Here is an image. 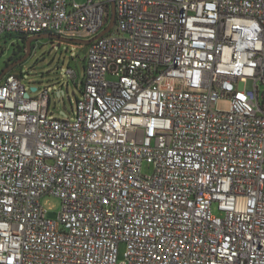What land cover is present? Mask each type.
I'll return each instance as SVG.
<instances>
[{"label":"built area","instance_id":"obj_1","mask_svg":"<svg viewBox=\"0 0 264 264\" xmlns=\"http://www.w3.org/2000/svg\"><path fill=\"white\" fill-rule=\"evenodd\" d=\"M113 1L73 118L0 81V264H264V0ZM110 11L0 0V39L92 40Z\"/></svg>","mask_w":264,"mask_h":264},{"label":"rangeland","instance_id":"obj_2","mask_svg":"<svg viewBox=\"0 0 264 264\" xmlns=\"http://www.w3.org/2000/svg\"><path fill=\"white\" fill-rule=\"evenodd\" d=\"M78 4H85L88 0H75ZM32 50L29 57L14 67L12 74L23 79L28 93L31 97H37L43 90H49L51 102L49 110L54 118H64L62 112L73 118L72 110L76 108L78 99L82 98L80 91L81 82L85 73L86 49L79 44L61 42L58 40L40 39L32 42ZM27 43L15 37L0 40V75L9 65L21 60L27 54ZM71 68L77 72V79L74 81L67 75ZM77 82V84L75 83ZM32 87H37L38 91L33 92ZM59 90L64 91L61 98L57 97ZM263 103L264 100H261ZM230 100L221 99L214 109L218 111H228ZM143 173L151 175L153 166L145 163ZM42 205L47 210L51 219H57L61 210V201L54 196L42 198ZM214 215L222 216L217 206L213 207ZM126 246L121 245L119 251L120 261L124 260Z\"/></svg>","mask_w":264,"mask_h":264},{"label":"water","instance_id":"obj_3","mask_svg":"<svg viewBox=\"0 0 264 264\" xmlns=\"http://www.w3.org/2000/svg\"><path fill=\"white\" fill-rule=\"evenodd\" d=\"M115 24H116V5H115V2L113 0H111L110 22L108 24V27L92 40L68 39V38L58 36L56 34L31 36L27 40V50L28 51H27L26 56L24 58H22L21 60L9 65L8 67H6L0 75V81L2 80L3 77H5L10 72V70H12L14 67H16L17 65H19L20 63H22L23 61H25L29 57L31 50H32V42L34 40H39V39H44V38H49V39L53 38V39H56V40L61 41V42H68V43L81 44V45H89L94 40L99 39L102 36H104L105 34L109 33L111 31V29L115 26ZM31 90L33 92L37 91L36 88H32ZM62 95H64V91L59 90L57 93V97L61 98ZM29 96H30L29 93H27L26 97L29 98ZM62 115L66 116V114L64 112H62Z\"/></svg>","mask_w":264,"mask_h":264},{"label":"trees","instance_id":"obj_4","mask_svg":"<svg viewBox=\"0 0 264 264\" xmlns=\"http://www.w3.org/2000/svg\"><path fill=\"white\" fill-rule=\"evenodd\" d=\"M12 37H15V38H18V39H23V40H28V37L27 36H25V35H6V36H4L2 39H7V38H12ZM1 40V39H0ZM33 45V44H32ZM81 47H83V48H85L86 49V52H87V48H88V45H81V44H79ZM85 62H86V59H85ZM9 74H12V71H10L7 75H9ZM6 75V76H7ZM5 76V77H6ZM83 80H84V78H83ZM82 80V82H81V86H79L80 87V91H81V93H82V91H83V81ZM78 85V84H77Z\"/></svg>","mask_w":264,"mask_h":264},{"label":"flooded vegetation","instance_id":"obj_5","mask_svg":"<svg viewBox=\"0 0 264 264\" xmlns=\"http://www.w3.org/2000/svg\"><path fill=\"white\" fill-rule=\"evenodd\" d=\"M47 34H54V33H44V34H42V35H47ZM44 39H46V38H44ZM47 39H49V38H47ZM23 40V39H22ZM40 40V39H39ZM50 40H56V39H53V38H51ZM35 41H38V40H34L33 42H35ZM25 42L27 43V40H25ZM4 78V77H3ZM2 78V79H3Z\"/></svg>","mask_w":264,"mask_h":264},{"label":"bare ground","instance_id":"obj_6","mask_svg":"<svg viewBox=\"0 0 264 264\" xmlns=\"http://www.w3.org/2000/svg\"><path fill=\"white\" fill-rule=\"evenodd\" d=\"M3 80V79H2Z\"/></svg>","mask_w":264,"mask_h":264},{"label":"clouds","instance_id":"obj_7","mask_svg":"<svg viewBox=\"0 0 264 264\" xmlns=\"http://www.w3.org/2000/svg\"><path fill=\"white\" fill-rule=\"evenodd\" d=\"M29 38V37H28Z\"/></svg>","mask_w":264,"mask_h":264}]
</instances>
